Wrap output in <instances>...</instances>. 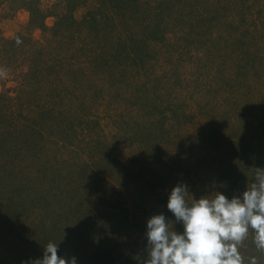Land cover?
Segmentation results:
<instances>
[{"label":"rangeland","instance_id":"374dc122","mask_svg":"<svg viewBox=\"0 0 264 264\" xmlns=\"http://www.w3.org/2000/svg\"><path fill=\"white\" fill-rule=\"evenodd\" d=\"M21 1L0 3V45L20 34L57 60L36 79L0 59L15 114L0 121V264L49 241L77 264H139L177 183L231 198L264 166V0H34L49 28L83 23L45 34ZM252 235L244 264H264Z\"/></svg>","mask_w":264,"mask_h":264},{"label":"clouds","instance_id":"9594fccd","mask_svg":"<svg viewBox=\"0 0 264 264\" xmlns=\"http://www.w3.org/2000/svg\"><path fill=\"white\" fill-rule=\"evenodd\" d=\"M167 209L174 220L163 212L147 219L146 257L139 264H244L239 246L250 232L255 248L264 251V166L255 167L252 181L231 198L218 190L195 198L179 182L168 193ZM30 264H77V259L58 255V243L49 241L42 258ZM248 264H259L257 257Z\"/></svg>","mask_w":264,"mask_h":264},{"label":"trees","instance_id":"16d2710c","mask_svg":"<svg viewBox=\"0 0 264 264\" xmlns=\"http://www.w3.org/2000/svg\"><path fill=\"white\" fill-rule=\"evenodd\" d=\"M2 0H0V3ZM72 2V1H71ZM19 8L26 9L30 12L31 18L29 23V28L36 27L38 30H40L43 34L47 32L49 29L53 30V32L56 30L55 28L59 26V22H63L64 20H67L69 18L70 21H72V24L76 25L75 29H77V26H82L75 18L74 15L67 16V14H61L58 17L57 22L52 26V28H49L45 23V13L42 11V9L39 7L37 1L34 0H22L19 4ZM76 5V4H75ZM74 5V6H75ZM70 10V9H69ZM73 11L74 9L71 8ZM35 41V42H33ZM40 40H33L31 37H25L20 34H16V36L12 38H2L1 39V45H0V59L1 60H20L21 62H26L30 70L26 73V77L30 76L31 78L39 79L41 78L42 73L51 66L54 68L53 62L51 60H57L53 57L48 58H42L41 55L44 53L46 47L44 45H37L34 46L33 43L39 44ZM37 56V59L34 57ZM16 57V58H14ZM13 58V59H12ZM97 64L101 63L104 65L105 63H112L111 60H108L104 55L100 54L99 57H97ZM59 61V60H58ZM20 64V63H19ZM5 97L4 95H0V98ZM8 101V100H7ZM9 106H13L12 103L7 105V108ZM9 113V112H8ZM14 112L10 116V114H7L6 112H0V121L4 120L6 121V124L8 123V118L14 117ZM39 132V131H38ZM0 148H4V141L0 140Z\"/></svg>","mask_w":264,"mask_h":264}]
</instances>
